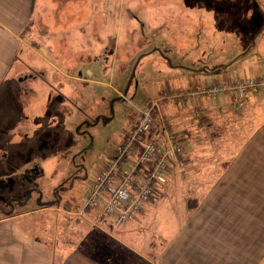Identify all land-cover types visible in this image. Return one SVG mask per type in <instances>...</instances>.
I'll use <instances>...</instances> for the list:
<instances>
[{
  "label": "rangeland",
  "instance_id": "rangeland-1",
  "mask_svg": "<svg viewBox=\"0 0 264 264\" xmlns=\"http://www.w3.org/2000/svg\"><path fill=\"white\" fill-rule=\"evenodd\" d=\"M21 7L23 18L28 16L23 65L0 100L6 113L0 129L24 133L12 149L24 148L21 157L32 162L17 171L14 152L0 147V213L48 205L71 239L116 243L114 229L104 235V220L93 216L91 225L80 219V210L95 169L124 140L137 109L165 92L182 96L163 101L156 125L183 137L190 165L169 174L168 188L160 187L166 195L156 190L142 210L158 211L154 204L172 206L176 198L173 208L182 212L180 193L202 198L200 180L230 174L260 120L248 121L237 111L230 118L204 114L214 103L218 107V99L189 93L203 84L229 83L238 73L264 79V0H29ZM191 97H200V119ZM4 152L10 153L6 159ZM45 214L17 220L43 225ZM91 227L99 230L89 234Z\"/></svg>",
  "mask_w": 264,
  "mask_h": 264
},
{
  "label": "crops",
  "instance_id": "crops-1",
  "mask_svg": "<svg viewBox=\"0 0 264 264\" xmlns=\"http://www.w3.org/2000/svg\"><path fill=\"white\" fill-rule=\"evenodd\" d=\"M28 1L0 0V100L13 82L12 75L23 65L20 52L25 43L28 16L23 18L21 5L27 7ZM222 73L223 77L226 73ZM212 76V82L219 78L217 74ZM205 82L208 83L207 80ZM262 87L263 89L257 88L252 92L243 108L236 106L235 94L227 92L219 97L218 107L214 103V108L207 107L203 110L204 114L222 112L228 118L236 111L244 112L248 121L260 120L261 123L246 140L242 156L234 162L226 178L213 182L200 180L197 185L206 192L202 198L195 194L180 193L178 201L184 212L173 208L176 207L175 198L172 206L169 201L161 207L156 203L154 207L158 211L142 210L136 221L117 225L113 217H103L97 209L83 205L80 219L83 218L92 225L93 218L98 215L108 227L103 228L106 236H109L108 229H114L111 235L116 237V243H99L87 240L90 237L86 241L85 238L78 241L64 235V227L59 225L60 216L51 215L49 210L59 213L48 205L19 214L11 210L2 211L0 264H264V190L254 188L264 186V86ZM191 98L195 104L192 112H197L200 119V97ZM187 109L184 107L181 111L187 113ZM3 115L6 113L0 111V116ZM221 116L218 123L222 120ZM164 129L166 128H158L156 125L151 133V139L161 140L157 143L162 146L166 144L162 134ZM0 133L3 136L0 135V147L3 146L6 150L8 146L7 150L14 152L12 162L17 165L13 167L17 171H27L32 161L21 157L24 148L12 149V145L18 143L17 138L23 137L24 133L15 129H0ZM202 147L200 146V153ZM10 153L4 152V158L9 157ZM188 159L187 156L183 171L190 165ZM221 186L225 187L217 188ZM157 191L160 195H166L161 189ZM166 207L169 208L163 209ZM44 211L46 214L42 220L43 225L36 226L32 223L31 226H26L17 220L31 213ZM160 211L161 219L158 224L155 220ZM149 219H152L150 229L147 226ZM93 223L100 225L97 220ZM144 223L145 228L141 226ZM94 228L99 230L98 227H91L89 234L96 230ZM162 238L164 242L158 247L159 239Z\"/></svg>",
  "mask_w": 264,
  "mask_h": 264
},
{
  "label": "built area",
  "instance_id": "built-area-1",
  "mask_svg": "<svg viewBox=\"0 0 264 264\" xmlns=\"http://www.w3.org/2000/svg\"><path fill=\"white\" fill-rule=\"evenodd\" d=\"M262 86L264 79L238 73L229 83L203 84L189 94L207 95L217 100L233 92L236 106L243 108L252 92ZM181 96L179 92H165L137 109V119L130 125L124 140L115 144L95 169L85 207L97 209L103 217H113L117 225L135 220L153 193L167 186L168 175L186 168L187 151L182 136L165 130L164 146L148 138L163 101Z\"/></svg>",
  "mask_w": 264,
  "mask_h": 264
},
{
  "label": "trees",
  "instance_id": "trees-1",
  "mask_svg": "<svg viewBox=\"0 0 264 264\" xmlns=\"http://www.w3.org/2000/svg\"><path fill=\"white\" fill-rule=\"evenodd\" d=\"M258 79H260V77H259ZM261 79H263V78L261 77ZM152 132H153V131H152ZM148 138L151 139V133L148 134ZM8 202L13 204V200H10V201H8ZM3 209H4V208H3Z\"/></svg>",
  "mask_w": 264,
  "mask_h": 264
}]
</instances>
